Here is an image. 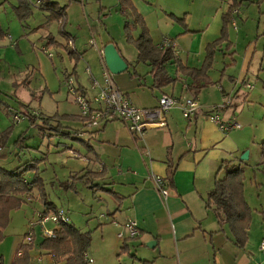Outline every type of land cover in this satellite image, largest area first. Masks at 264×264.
<instances>
[{
	"label": "crops",
	"instance_id": "1",
	"mask_svg": "<svg viewBox=\"0 0 264 264\" xmlns=\"http://www.w3.org/2000/svg\"><path fill=\"white\" fill-rule=\"evenodd\" d=\"M7 1L0 2V11L7 14L10 11L16 18L15 10L22 3L28 2L30 5L29 18L36 15L33 6L47 11L37 27L28 32L22 30V38L30 36L29 33L43 30L49 25V21L61 22V19H52L54 12L41 8L38 0ZM51 1L56 3L51 8L61 7L55 0ZM237 2L240 6L236 9L239 11L237 14L236 10L233 11L235 19L241 15L244 5L243 0ZM132 3L143 17L154 44L160 47L164 39L173 40L176 43L175 56L181 66L200 70L207 56V46L222 36L223 15L228 12L232 0H132ZM223 5L225 9L222 8ZM120 14L123 19L119 20L118 16V23L110 22V25H105L107 39L99 45L105 48L108 44H114L129 65V72L114 75L120 89L136 105L143 108L158 106L159 99L164 94L180 99L194 97L199 102V111L193 118L187 119L179 106L174 107L165 114L166 126L149 128L143 138L131 133L121 120L108 122L98 129L86 126L81 121H64L63 124L68 127L67 131L71 135L47 129L54 134L74 138L87 148L83 151V146L79 144L63 143L66 146L63 152L68 151L70 157L80 158L66 174L65 169L61 168V174L67 177L66 180H62L54 168L49 176L44 177L48 165H44L43 161L39 163L48 202V183L57 190L64 188L61 182L73 181L74 176L81 178L88 173L101 172L100 176L88 174L84 179H76L66 190H75L79 182L90 188L92 187L89 184H98L97 187L103 185L101 190L115 199L108 202L110 207L104 208L108 211V219L100 216L102 220H106L102 222L106 225L103 233L110 234L119 259L125 256L120 261L121 264H264V253L260 250L264 237V205L260 203V195L255 191L262 187L254 183L252 178L249 184L247 181V173L252 169V175L256 177L254 164H257L258 170L264 171L262 145L258 146V142H264V55L255 58V43L252 49V46L247 48L240 61L232 40L231 23L229 39L222 44L215 56L214 65L217 55L221 52L224 55V65L218 79L212 77L213 65L208 73L211 82L201 88L196 97L192 77L180 70L176 63H170L168 71L177 81L162 89H155L151 67L145 63L144 70H141L142 63L135 64V59L130 58L128 44L122 42L124 39L127 41L124 25L128 14L122 9ZM63 18L64 25L69 20L66 10ZM0 27L4 33L0 39L1 60L6 53L1 49L7 48L10 34L2 28L1 21ZM88 28L90 37L86 41L78 45L79 39L75 35H71L69 41H74L75 58L83 60V71L85 70L84 73L92 82V76L99 81L94 71H99L100 68L103 75V66L98 52L89 44V40L99 30L98 25H88ZM141 31V27H137L133 31L134 38H138ZM41 38L46 40L48 46L51 42L57 43L52 33ZM43 47L48 49L47 45L43 44L41 48ZM90 49L92 55L97 54L99 63L94 58L90 59ZM77 66L78 64L74 68L77 87L88 99L93 100L97 89L93 84L91 86V83L85 84L81 81ZM88 68L92 75L88 73ZM132 72H136L138 76H132ZM248 84L252 87H248ZM215 110L223 120L235 119L242 124V128L221 131L208 117ZM75 114L80 115V112ZM246 151L249 152V158L244 160L242 156ZM5 162L9 164V159ZM235 165L245 168L244 191L252 208V221L244 249L236 244L228 224H221L214 212L215 206L208 205V196L216 181L224 178ZM153 174L161 175L167 181L170 190L167 197L158 191ZM27 175L32 180L33 173L29 172ZM31 186L34 190L33 196L28 198L33 203L30 205L36 210L46 208L41 202L37 185ZM36 197L39 199L36 200ZM50 203L54 208H61L53 201ZM256 211L263 213L262 217L257 218L258 221H255ZM130 219L139 223L141 234L137 238H130L126 234L125 223ZM120 233L125 234L124 238L118 237ZM41 240H36L31 251V264H63L40 248ZM0 256L5 264L4 255Z\"/></svg>",
	"mask_w": 264,
	"mask_h": 264
},
{
	"label": "rangeland",
	"instance_id": "2",
	"mask_svg": "<svg viewBox=\"0 0 264 264\" xmlns=\"http://www.w3.org/2000/svg\"><path fill=\"white\" fill-rule=\"evenodd\" d=\"M2 1L4 0H0V2ZM11 1L8 0L7 2ZM55 1L61 7L66 8L67 19L69 20L64 25L62 21H49V25L43 30L29 33L30 36L26 37L24 35L23 38L21 37V32H24L22 30L25 29V32H28L30 29L37 27L45 18L47 11L33 6V12L36 15H32L26 20L16 18L10 11H8V14L3 10L0 11L2 28L10 34L7 48L3 49L4 47L1 46L3 47L1 50H5L6 53L0 60V132L14 128L7 149L0 152V154L7 153L6 159H9V164L4 161L3 165L10 171L23 167L28 162L41 160L40 162L43 161L44 165H48L44 177L49 176L54 168L57 173L59 172V177L66 180L67 177L61 174V168L65 169L66 174V171L68 172L70 167L74 166L80 158L70 157L68 151L63 152L66 147L63 143L79 144L83 146V151L87 148L82 142L74 138H66L43 128L40 115L43 117L52 116L55 113L59 115H76L75 113L80 112L78 104L75 103V97L69 92L66 83L68 78H73L77 86L78 80L74 74V68L77 64L81 81L85 84L91 83V86L93 84L84 73L85 70L83 71L85 69L83 60L80 61L74 55H71L73 45L69 43V37L75 35L79 39L78 45H80L90 35L88 25L96 24L99 30L96 32L95 39L98 45L101 46L107 39L105 25H110V22L118 23L116 19L118 16L120 17L119 20L123 18L120 16L121 8L118 5V0H100V2L97 0ZM243 2L242 13L239 18H236L238 29H235L233 24L231 28L232 40L238 50L236 54L240 61L245 56L247 48L252 46V49L255 43H257L255 58L264 55V0H243ZM101 8H103L102 11ZM222 8L225 9V6L223 5ZM49 33H52L55 41H57V43L51 42L50 46L46 44L45 39L41 38V36ZM122 42L128 44L130 58L135 59L136 64L138 62L136 47L125 41V39ZM43 44L47 45L48 52L53 55L52 58L42 50ZM90 52V59L94 58L96 63H99L100 59L97 54L92 55V49H90ZM216 58V64L212 70L214 79L219 78L224 65L222 52ZM140 63H142L140 69L144 70L145 63ZM94 74L99 81L103 80L100 68L99 71H94ZM16 83L20 85L17 86ZM23 104H26L28 108ZM17 112H21L22 115V120L19 122L16 119L14 120V113L17 114ZM30 114L40 117L32 125ZM24 131V138L15 142ZM51 133L53 135H50ZM259 145H262V142H258ZM43 157L46 159L43 160ZM11 161L13 162L11 163ZM42 167L45 168L46 166ZM79 167L81 168V165ZM253 167L256 177L254 178V175H252L254 172L252 169L247 173V181L249 184L252 178L254 183L261 185V190L255 189V191L257 194L259 193L260 203L264 205V171L258 170L257 164H254ZM26 176L28 182H30L29 175ZM101 186L103 185L93 189L79 182L75 190H66L61 187L54 190L48 183V199L66 212L69 210L70 223L90 233L92 242L88 250V256L91 260L89 264H121L120 261L125 256L119 259L120 256L114 247L115 244L111 240L110 234L103 233L106 225L102 223L105 219H108V211L104 208L110 207L108 202H111V200L113 202L115 199L111 195H107V192L102 191ZM38 199L36 197V200ZM99 202H101L100 205ZM30 204L33 203L25 198V204L10 212L11 223L5 231L4 240L0 242V254L4 255L5 264H12L13 259L20 250V246L25 241L31 223L37 218L38 211L43 210L42 208L36 210ZM100 215H105L106 218L102 220ZM259 216L262 217L263 213L256 211L255 221ZM37 240L40 241L41 238L38 236ZM119 252H121V249Z\"/></svg>",
	"mask_w": 264,
	"mask_h": 264
},
{
	"label": "trees",
	"instance_id": "3",
	"mask_svg": "<svg viewBox=\"0 0 264 264\" xmlns=\"http://www.w3.org/2000/svg\"><path fill=\"white\" fill-rule=\"evenodd\" d=\"M38 1L41 8L50 9L54 12L52 13V19H61L60 21L64 23L63 17L65 15V7L53 9L50 6L56 5V3L51 0ZM97 1L100 2V0ZM118 2L121 9L128 14V20L124 25L125 37L129 43L136 47L138 51V62L146 63L151 67V74L154 76L153 88L162 89L163 87L172 85L177 81V78H173L167 68L170 63H176L180 70H182L189 77H192L194 80L193 88L197 97L201 88L206 87L211 82L208 73L213 68L216 53L220 51L222 44L227 42L229 39V25L235 18L233 11L238 9L240 6L237 0H232L228 12L223 15L224 26L222 36L220 39L207 46V56L203 67L200 70L183 68L176 59L175 52L172 48H161L154 44V41L149 33V29L141 14L137 12L132 0H118ZM15 13L21 20L29 18V3H22L18 8H16ZM137 27H141L142 31L138 38H134L133 31ZM3 34L4 33L0 27V39L3 37ZM229 46L230 43H228L227 47ZM71 55L75 56L74 51L71 52ZM131 74L132 76H138L136 72H132ZM24 106L28 107L26 105ZM16 115H19L20 120H22L21 112H17V114L14 113V120ZM40 117L39 118L42 120L43 128L58 133L64 132L65 135H71V133L67 131L68 127L63 124L64 121H81L84 125H86V118L81 115L54 114L52 116L45 117L40 115ZM39 118L37 115L30 114L31 125L37 122ZM13 131L14 128L5 132H0V152L7 149ZM24 136L25 131L22 132L15 142L21 141ZM261 151L264 157V142L262 143ZM6 157V152L0 154V242L4 240L5 231L11 223V210L25 204V198H31L33 196L32 193L34 188L31 184L37 185L42 204L45 205L46 208L56 209L52 206V203L47 200L44 181L40 175L38 167L41 160L28 162L23 167L10 171L3 165ZM29 172L33 173L32 180H30L31 183L28 182L26 176ZM88 174L100 176L101 172ZM88 174L82 176L81 178L74 176L72 179L73 181L76 179H84L88 176ZM73 181L61 182V186L68 189L73 185ZM244 182L245 168L242 165H235L227 172L224 178L216 181L214 189L208 196V205L215 206L214 212L217 218H219L221 224H228L236 244L241 249H244L248 241V229L250 228L252 221V208L245 196ZM89 183L90 182L88 181V184ZM97 185L98 184H89V186L93 189L97 187ZM91 242L92 240L89 232L83 231L77 228L74 224L70 223L69 225H62L57 230V236L55 238L42 239L40 242V248L48 251L59 263L89 264L86 260V254H88V250L91 247ZM33 247L34 244H22L20 246V250H22L23 253L21 255H17L12 264H31V251ZM0 264H3L1 256Z\"/></svg>",
	"mask_w": 264,
	"mask_h": 264
},
{
	"label": "built area",
	"instance_id": "4",
	"mask_svg": "<svg viewBox=\"0 0 264 264\" xmlns=\"http://www.w3.org/2000/svg\"><path fill=\"white\" fill-rule=\"evenodd\" d=\"M238 12L239 11L236 10L235 14ZM232 24L237 28V21L235 18ZM69 43L74 45L72 39H70ZM89 44L98 52L103 66L102 82H99L92 76L93 86L97 89L96 96L93 100L88 99V97L75 85L73 78H68L66 80L69 92L74 95L75 103H77L80 108V115L86 118V126L98 129L108 122L121 120L126 124L131 133L143 138L149 128L154 126H166L165 114L174 107L179 106L183 111L184 117L187 119L193 118L199 111V102L196 98L188 97L180 99L167 94L160 97L158 106L154 108H143L136 105L120 89L114 79V74L108 69L104 58V48L98 45L95 37L89 40ZM160 47H169L172 48L174 52L176 51V43L168 38L163 40ZM42 50L47 53L49 57H53L46 47H43ZM87 71L92 75L90 68H88ZM248 87L251 88L252 85L248 84ZM208 117L223 132L242 128V124L235 119L232 121L223 120L216 110L210 113ZM15 119L19 122V115H16ZM152 177L158 191L164 195V197H167L170 190L165 178L158 174H153ZM102 217L106 216L104 215ZM69 224L70 217L68 212L64 209L45 208L38 211L37 218L31 223V228L25 236L24 243L35 244L38 236L42 239L55 238L57 236V230L62 225ZM125 231L130 238L139 237L141 231L138 221L135 219L128 220L125 223ZM124 236V233L118 234L119 238H124ZM260 250L264 253V237L260 243ZM22 253L23 251L19 250L18 255ZM86 260L88 262L91 261L88 254H86ZM39 261H41V258H39Z\"/></svg>",
	"mask_w": 264,
	"mask_h": 264
},
{
	"label": "water",
	"instance_id": "5",
	"mask_svg": "<svg viewBox=\"0 0 264 264\" xmlns=\"http://www.w3.org/2000/svg\"><path fill=\"white\" fill-rule=\"evenodd\" d=\"M104 58L108 69L112 74H121L128 70L129 65L126 60L122 57L117 47L114 44H108L104 48ZM249 158V152L246 151L242 159L246 160ZM151 246V244H149Z\"/></svg>",
	"mask_w": 264,
	"mask_h": 264
}]
</instances>
